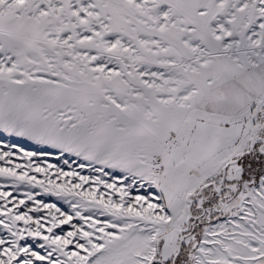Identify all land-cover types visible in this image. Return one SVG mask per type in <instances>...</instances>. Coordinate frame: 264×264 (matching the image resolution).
<instances>
[{
  "label": "snow or ice",
  "instance_id": "6c2138e0",
  "mask_svg": "<svg viewBox=\"0 0 264 264\" xmlns=\"http://www.w3.org/2000/svg\"><path fill=\"white\" fill-rule=\"evenodd\" d=\"M0 264H264V0H0Z\"/></svg>",
  "mask_w": 264,
  "mask_h": 264
}]
</instances>
